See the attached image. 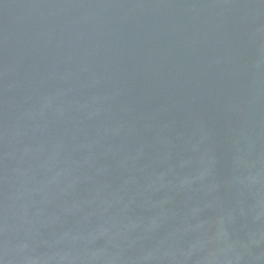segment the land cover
Segmentation results:
<instances>
[{
    "label": "water",
    "instance_id": "1",
    "mask_svg": "<svg viewBox=\"0 0 264 264\" xmlns=\"http://www.w3.org/2000/svg\"><path fill=\"white\" fill-rule=\"evenodd\" d=\"M0 264H264V0H0Z\"/></svg>",
    "mask_w": 264,
    "mask_h": 264
}]
</instances>
